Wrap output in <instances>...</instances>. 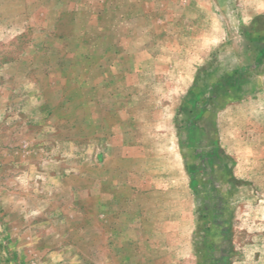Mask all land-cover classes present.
<instances>
[{"label": "rangeland", "instance_id": "rangeland-1", "mask_svg": "<svg viewBox=\"0 0 264 264\" xmlns=\"http://www.w3.org/2000/svg\"><path fill=\"white\" fill-rule=\"evenodd\" d=\"M0 264H264V0H0Z\"/></svg>", "mask_w": 264, "mask_h": 264}]
</instances>
